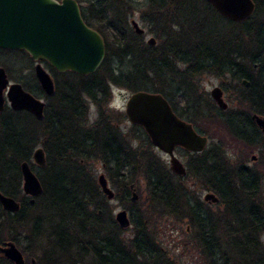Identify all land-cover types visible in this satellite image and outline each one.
I'll return each mask as SVG.
<instances>
[{
  "label": "trees",
  "instance_id": "obj_1",
  "mask_svg": "<svg viewBox=\"0 0 264 264\" xmlns=\"http://www.w3.org/2000/svg\"><path fill=\"white\" fill-rule=\"evenodd\" d=\"M87 1L86 5L79 6L81 18L88 26L101 33L105 50L109 49V41H111L114 45L115 58L120 64L112 67L113 59L106 53L98 69L88 75L71 71L60 74L51 67L50 71L54 76L64 77L60 81L59 78H54L55 92L59 91L58 88L64 87L61 95H69L70 100L74 101L77 90L86 89L89 96H93L94 92L98 91L101 98L99 100H102L109 94V82H111L133 92L144 90L160 93L169 102L174 113L190 122L200 134L206 135L204 128L197 127V122L202 119L206 122L219 123L247 143L248 141L259 142L258 148L262 154L259 161L261 166L264 165V137L258 135L246 138L239 124L241 118H247L248 123L252 124L249 114L245 113L249 112L246 111L248 108L264 116V0H254L253 14L242 22H233L221 16L203 0H163L162 3L150 0L149 3L153 7L150 12L152 22L161 24L155 30L157 37L162 40L160 52L157 54L154 53L155 47L147 45L141 37L135 36L128 26L127 3L110 0L111 2L106 3V10H100L96 0ZM200 4L204 7H200ZM209 15H212L215 20L217 18L223 20L225 25L220 27L217 22H210ZM175 23L179 25L176 34L186 46H181L180 42L169 44L166 55L186 57L187 59L183 61L190 64L186 72L190 77L203 72H213L219 77L229 73L231 78L240 81L239 83L247 80L248 86L240 90L237 98L239 100L237 104H248L243 107L244 112H238V108L234 111H220L209 99L205 100L206 105L214 111L208 114L201 113L198 117L196 113L201 109H198L194 97L189 93L190 88L186 86L187 84L182 87L178 83L171 89L170 86L166 87L164 84L160 86L156 82V76H161L163 79V66H166L167 71L172 74L170 71L173 68L165 59L162 44L163 37L169 34L170 29L176 27ZM0 51L5 50L0 49ZM175 62H178L177 58ZM253 70L258 71V73L256 71L258 76H254ZM6 71L9 72V69ZM33 78L39 89L35 76ZM170 83L172 84L173 81ZM23 87L33 95H37L29 86L23 84ZM70 104L66 103L65 107L57 108L61 118L68 117L69 114L66 113ZM64 109L66 110L63 112ZM0 118V191L15 200H18V195H22L21 198L24 199L25 195L19 184L21 177L19 166L23 162H28L31 169L33 167L30 164L35 144V132L30 125L33 118L27 112L13 111L8 107L2 112ZM147 142L150 144L148 140ZM186 166L187 178L189 176L192 180L204 182L205 189L218 197L219 201L216 204L223 206V210L217 215L209 209H202V201H196L194 206H189L188 216L196 228L200 241L199 257L196 263L264 264V202L259 196L257 169L241 163L235 167L231 176L225 167L224 159L210 150L199 155H192ZM58 174L60 173L52 176L50 183H46L40 177L43 193L37 197V201L46 197V202H50V210H54L53 214L56 218L53 225V234L56 236L55 244L52 246L54 250L64 253L70 247L76 248L80 260L85 255L90 256L95 264H161V252L142 223L135 227L138 231L137 236L129 244L123 241L117 242L113 238H103L102 241V238L98 236L99 232L95 233L94 237L91 233L85 234L86 225L95 227L98 221L97 214L94 212L87 214L85 211L88 204V195H85L87 190L77 185L73 177L70 179L74 173H67L69 179L66 180ZM160 176L156 174L153 181L163 182L162 201L172 207L173 204L170 201L180 196V185L170 170L163 173V179ZM189 203L188 201L187 205ZM26 205L22 203L15 213L4 211L0 206V230L2 227L4 229L7 226L13 227V223L23 227ZM94 205L98 208V205ZM36 224L39 225V222L37 221ZM37 225L33 226V236L38 233ZM77 233L80 234L81 241L84 239L82 233L91 236L89 245L85 241L82 244L70 243ZM8 237L10 240H15L13 235ZM3 239L0 238V242ZM143 247L147 249L142 250ZM147 255L152 258L141 263L140 258ZM48 262L64 264L59 259H51ZM76 263L82 264L81 261ZM0 264L13 263L0 256ZM67 264H73V261H67ZM163 264L176 263L163 254Z\"/></svg>",
  "mask_w": 264,
  "mask_h": 264
},
{
  "label": "rangeland",
  "instance_id": "obj_2",
  "mask_svg": "<svg viewBox=\"0 0 264 264\" xmlns=\"http://www.w3.org/2000/svg\"><path fill=\"white\" fill-rule=\"evenodd\" d=\"M82 5L85 4V2H82ZM94 1V0H92ZM146 0H136L133 10L129 14L130 16L127 17L128 22H130L129 18L135 19V21L138 22L139 26L145 29V35H144V41H146L149 37H154L156 39V43L154 46L156 50L154 53L160 52V45H161V39L157 37L156 31L158 27H160L161 24H153L151 21V4L148 2L145 3ZM128 3V2H127ZM200 7H204L203 4H200ZM211 19L210 22L215 21L217 24L221 27L225 25V22L219 18L216 20L212 17V15H209ZM151 21V23H150ZM148 22L151 29L148 28V25H146ZM176 27L172 30L170 29L169 34L165 35L163 37V52L165 55V59L167 62L171 65L173 68L172 74L167 71V69L163 66V79L161 76H156L157 80L156 82L159 83V85L166 86L172 89L177 85L178 83L180 86H188L190 89L188 90L192 97H194L195 102L197 103L198 109L201 111L197 112L196 115L202 114H208L210 111H214V109L210 108L209 105H206L205 100L211 99L210 97V91L214 87H220L223 90L224 100L227 102L230 110H235L238 108V112L243 110L244 106H247V103H243L242 105L237 104L239 100L237 99L240 90L244 88V85L242 83H239L240 81H235L231 78V75L229 73H226L225 76L219 77L213 72H203L197 75H194L190 77L187 75V68L190 64L185 63L184 61H178L175 62L174 57H169L167 54L168 52V46L169 44H177L180 42L181 46L185 47V44H182V39H180L178 33L179 25L177 23ZM171 26V24H170ZM151 34V35H150ZM109 49L106 50L105 54L113 59L112 61V67L119 66L120 62L118 61L114 51V45L109 41ZM113 45V46H111ZM22 50H5L0 51V66L3 67L5 70L9 69V72L6 71L7 77L11 82H17L20 83L22 86L23 84L29 86L32 90H34L35 97L40 98L42 94L39 93V90L37 89V85L35 82L34 77V64L35 62H32V60L29 58V56L21 52ZM187 59V58H186ZM42 66L49 74L53 76V78H59V81L62 80L64 77L53 75L52 71H49V68L42 63ZM257 70H253L254 76H258L256 73ZM189 76V77H188ZM173 81V85L170 83ZM59 91H57V95H61V91L64 90V87L58 88ZM133 93L132 90L125 88L121 85H116L114 83L109 82V94L106 95V97L102 100H98L95 98H91L87 101V107L86 109H89L88 117L91 119L95 118V116L98 118H112L115 122L119 123V126L122 131L128 130L132 133V137H134L135 141V148H136V156H135V162L133 163V167L130 165V172L126 173L127 177L130 176L131 178L125 181V187L127 188L129 183H133L135 185V188L139 192V199L137 201V211L140 210V212L137 214V216L134 217L136 224H144L145 220H147V228L149 230V235L154 241L158 242V245H161L163 248V254L166 255V257L170 258L173 263L176 264H197L196 261L199 257V246L200 241L198 238V233L196 231L195 226L190 221L191 219L188 216L189 212V206H194L196 201H202V209H209L210 212L213 214H219L223 209V206L217 205L216 203H207L203 201L204 193L206 192V184L203 182L192 180V177H185L180 182L181 177H177L176 180L178 184L180 185V196L174 200H171L170 202L173 204L172 207L170 206H163L162 203H158L156 199H152L150 195V191L148 189V176L151 174V172H147V166L148 164L153 165L151 162L148 163L147 159L150 157V155L146 154V150H150L153 155L161 162H163V166L167 167L169 166V159L168 156L164 153L159 152L154 147H150L149 143L147 142V139L143 136V132L139 128H133L132 124L128 121L126 115H125V104L127 101V98ZM99 96V95H98ZM208 96V97H207ZM89 97V96H88ZM46 101V99H45ZM213 105L215 104L214 101ZM71 102V107L73 106V101L69 100ZM238 105L240 107H238ZM200 106V107H199ZM216 106V105H215ZM217 107V106H216ZM63 109V108H62ZM66 109L63 110V112ZM56 111V109H55ZM245 113L254 112V110L251 108H248ZM70 112V109L68 110V113ZM71 117L72 111L69 114ZM68 115V116H69ZM84 116H80V118L83 120ZM87 117V116H86ZM199 117V116H198ZM64 116L61 118L63 119ZM208 119L210 120V117L208 116ZM89 120V121H90ZM34 121H30V125H32V128L36 134L35 125L33 124ZM89 123V122H88ZM87 123V124H88ZM90 125V124H89ZM63 127V126H62ZM198 128H204L206 131V135L208 138V144L206 147V151L209 150L211 152H214L216 155H218L221 159H224L225 167H227V171L230 173L231 176H233V172L236 166L239 164H245V166L256 168L259 172V196L263 199L264 202V165L261 166L260 155L261 152H259V148L255 147V145H250L249 143L245 142L244 140H241L237 138L235 135H233L230 130H226L225 127L220 125L216 122H206L200 121L197 122ZM44 130V129H43ZM39 130V135H35V146L38 144L43 145V147L47 150L50 149V153H48V167L49 172L46 173V170L43 172H40L41 180L43 178V181L46 183H50L51 176L60 173L61 177L64 178V180L69 179L66 175L67 173H74L71 175L70 179L73 177L76 180L77 185L81 186V188L86 187L89 188L93 185V183H97V177L100 175L101 172V157L97 154V152H94L93 155H87L84 157H74L72 160L61 158L60 156H57L56 154H53V151H51V143L53 142V137H51V140L49 139V133L46 131ZM64 130V128H62ZM61 130V131H62ZM203 132V131H202ZM204 135V134H202ZM45 138V139H44ZM44 139V140H43ZM212 144V145H211ZM254 147V148H253ZM33 151V150H32ZM174 154L180 159V161L186 165L188 160L191 157L188 156L187 153L181 152L180 150H175ZM252 155H254V159H252ZM62 162H61V160ZM81 160V161H80ZM30 164L33 165V170L36 173L37 170L35 168V164L32 161V158L30 160ZM72 164H75L72 166ZM158 175H161V173L155 172ZM44 176V177H43ZM70 182V180H69ZM19 184L21 185V177L19 179ZM87 185V186H86ZM49 186V184H48ZM121 190H119L120 192ZM86 193V192H85ZM41 195V194H40ZM22 195H18V200H16L20 205H26L28 203L27 199L21 198ZM190 202L187 205V202ZM43 202V205L41 206ZM120 199H113L110 202L108 201V204L110 208L113 210V216L117 211L120 210L118 207ZM50 202H46V197H43V199H40L37 201V198L34 199V202L32 204H27L25 209V224L23 227L19 226L16 223H13V227H5V229L2 227V230H0V238H4L2 241H13L17 247L19 248L25 258V262L28 264H32L31 261L33 260V264H49V260L51 259H59L62 263L67 264L68 262H72L73 264L76 262L81 261L82 264H95L94 260L90 256H84L82 260L79 259V256L76 252V248L70 247L67 252L59 253L57 250H54L52 248L53 244H55L56 236L53 234V225L55 224V216H54V210L51 211L50 208ZM98 208L93 209V212L97 214ZM92 212V213H93ZM105 213H109L108 210ZM102 218L104 219V226H103V234L104 236L108 237L109 235L113 236L112 238L118 241H123L126 244H129L131 240L135 236V229L131 225L130 227L122 228L120 226H112L109 219V214H102ZM1 218V217H0ZM39 222V225L36 224V222ZM38 228V233L33 236V226ZM52 226V227H51ZM94 228V230H92ZM55 229V228H54ZM84 233L93 236L95 233H98L95 227L90 226L89 224L86 225L84 228ZM82 233V236L84 239L81 241L79 239L80 234L77 233L75 237H73L70 241V243L76 244L79 242V244H82L83 241H85L89 245L90 237L89 235H85ZM13 235L15 237V240H10L8 236ZM98 236L101 238H104L103 235L98 233ZM77 237V238H76ZM94 237V236H93ZM116 237V238H114ZM96 240V239H95ZM89 247V246H88ZM59 249V248H56ZM70 257V258H69ZM147 258H140V262H145ZM77 264V263H76Z\"/></svg>",
  "mask_w": 264,
  "mask_h": 264
},
{
  "label": "water",
  "instance_id": "obj_3",
  "mask_svg": "<svg viewBox=\"0 0 264 264\" xmlns=\"http://www.w3.org/2000/svg\"><path fill=\"white\" fill-rule=\"evenodd\" d=\"M204 1L233 22L249 18L255 8L253 0ZM78 6L76 0H0V48L26 52L35 62L34 75L47 95L53 93V82L41 61H46L58 72L72 71L88 75L98 69L105 57L103 37L84 22ZM131 23L136 33L141 34L143 30L138 24L134 20ZM149 44H154L153 38ZM241 83L244 87L248 85L247 80ZM221 93V88L216 86L209 95L219 109L225 110L227 103ZM6 103L15 111L26 110L37 119L43 117V101L21 84L10 82L5 69L0 67V113ZM124 109L128 120L141 126L151 143L169 155L170 170L178 176H185L186 169L174 155V149L180 147L201 153L207 145V137L197 133L191 123L177 117L160 93L136 91L127 98ZM252 119L264 134V117L254 114ZM43 154L41 148H36L31 155L39 166L45 164ZM19 167L23 193L31 197L29 203L32 204L34 197L42 193V186L27 162ZM98 183L103 194L111 199L114 193L107 186L104 175H99ZM203 199L210 203L219 201L213 192L206 193ZM0 204L3 210L10 213L20 208L13 197L1 192ZM116 219L120 227L129 225L125 211H119ZM18 249L13 241L5 240L0 244V256L13 264H25L24 256Z\"/></svg>",
  "mask_w": 264,
  "mask_h": 264
},
{
  "label": "flooded vegetation",
  "instance_id": "obj_4",
  "mask_svg": "<svg viewBox=\"0 0 264 264\" xmlns=\"http://www.w3.org/2000/svg\"><path fill=\"white\" fill-rule=\"evenodd\" d=\"M76 1H77L79 6L82 5L81 0H76ZM96 1L98 3V9L106 10V7H107L106 3H107V1H110V0H96ZM114 1H116V2H123L124 1V3L128 2L127 4H128V13L129 14L133 10L134 6H136L135 4H138V3H135L136 0H114ZM148 1L150 2V0H146L145 3L148 2ZM82 2H85L84 5H86L88 1L87 0H83ZM155 2L162 3L163 0H155ZM253 2H254V0H253ZM129 16L130 15H128V17ZM129 19H130V22H129L128 26H130V28H131L132 32L135 34V36H139V37H141V40H143L144 39V35H145V29L140 27L138 22L135 21V19H133V18H129ZM132 20H134L138 24V26L143 30L141 32V34L140 33H136V31H135V29H134V27L132 26V23H131ZM151 21H152V19H151ZM151 21H150V23H151ZM146 23H147L146 25H148V28L151 29L149 23L148 22H146ZM152 38L154 39V44H155L156 43V39L154 37H152V35L146 41H144V40L143 41L147 45H150L149 44V40L152 39ZM154 44H152L150 46H154ZM169 57L170 58L171 57L177 58L178 61H180L181 59H182V61L184 59H186V57H184L183 55L181 57L180 56H174V55H171ZM42 63L44 65H46L49 68V71H50V68L52 66L49 65L45 61H41V64ZM55 71L57 73L60 72V71L58 72L57 70H55ZM65 72H60V74H64ZM50 76H51V79H52L51 82H53V91H52L53 93L51 95H47L43 91V89L41 88L38 80L36 79L37 83H38V85L40 87L38 89L39 93L42 94L40 96V98H38V99L43 101L44 107H43V112H42L43 113V117L41 119H37L36 117H34L31 114V116L33 118V121H34L33 124L36 127L35 128V130H36V134L35 135L36 136L39 135V130L41 131V129L42 130L44 129L43 131L48 132L49 136H50L49 139L51 140V137H53V142L51 143V145L53 144V146L51 147V151H53V154H56L57 156H60L61 158H63V160L66 159V158L69 159V160H72L74 157H77V156H80V157L83 156L84 157V155L85 156L90 155V154L93 155L94 152H97V154L101 157V162H100L101 163V172H100V175L101 174L104 175V177L106 179L107 186L113 191L114 195H113V197L111 199H109L105 194H103L104 192L102 191V188H101V186L98 183V177H99V175H98L97 183H93V185L90 186L89 188L84 187V189L87 190L85 195L86 194L88 195V200H87L88 204L86 205L85 211H86L87 214L88 213L92 214L93 209L96 208V206L94 204L98 205V211H97V215H96L97 218H98V221H97L96 229L98 230L99 234H101L103 236H104V234H103L104 219L102 218V216H103L102 214H106V215L109 214V216L111 218V219H109L111 225L119 226V224L117 222V219H116V215H117V213H119V211H125L126 217H127L128 221H129V225L127 226V228L132 225L134 227V229H135V233H134L135 236L130 242V243H132L135 240L136 236H137L136 233H138V231L135 228L137 226V224L135 223L134 217L137 216V214L140 212V210L137 211V208H136L137 201L139 199V192L135 188V185L133 183H129L127 188L125 187L124 183H125V181H127L128 179L131 178L130 176L127 177L126 173L130 172V169H131L130 165H131V167H133L132 165L135 162L136 148H135L134 137H132V133L130 131H128V130L122 131L120 126H119V123L115 122L112 118L103 119V118H100L99 116H98V118L95 116V118L90 120V118L88 117L89 109H86V107H87V101L86 100L89 101L90 97L92 99L93 98H95V99L100 98V96H98L99 95L98 91L94 92L93 96H89L87 94V92H86V89L77 90L78 93L74 97L73 106L71 107V104L69 106L70 112L72 111V115L73 116L71 117L69 115L68 117H64L63 119H61V117H60L61 115L58 113L57 108L62 107V106L65 107L66 103H71V102H69L71 97L69 95H66V94L58 96L57 95L58 92H55L56 91L55 79L53 78V76L51 74H50ZM222 93H223V90H222ZM222 97L224 99V95L223 94H222ZM45 99H46V101H45ZM216 106L218 108V105H216ZM7 107L10 108L9 105L5 104L3 110L0 113V117H1L2 112ZM55 109H56V111H55ZM219 110L226 112V111H228L230 109H229V106L227 104V108L225 110H221V109H219ZM13 111H15V110H13ZM20 111H24V112L29 113L26 110H20ZM70 112L68 113V111H67L66 114L68 115V114H70ZM241 114L244 115V113H241ZM248 114L250 116L249 120L252 122L253 125L248 123V119L247 118H241L239 120L240 121L239 124L241 125L240 130L242 131L243 135H245L246 138L247 137H256L258 135H261V136L264 137V134H262L260 128L255 124L254 120L252 119V116L254 114H257V115H259L261 117H264V116L260 115V113L258 114L255 111L254 112H250ZM84 115H86L87 117L85 116L84 119L82 120L80 118V116L82 117ZM177 117H178V115H177ZM179 118H181V117H179ZM181 119L187 121L184 118H181ZM131 124H132L133 128H139L143 132L142 134L145 137V139H147L150 142V144H149L150 147H154L159 152L166 154L168 156V159L170 158L167 153L157 149V147H155L151 143L150 139H148L149 137L147 136V134L145 133V131L143 130V128L141 126L133 124V123H131ZM62 128H64V130H62ZM207 140H208V138H207ZM248 143L250 145L257 144L255 147H258L259 144H260L259 142L257 143L256 141L253 142V143H252V141H251V143L248 141ZM207 144H208V141H207ZM36 148H41L43 150V153H44L43 155H44V158H45V164H43V166H39L38 164H36L33 161V158H32V161L35 164L34 166H35V168L37 170L36 173L34 172L36 174L35 176H37V178L40 181V184L42 186V182L40 180V175L39 174H40V172H42V171L44 172L45 170H46V173L49 172L48 171L49 168H47L48 167L47 161H48V156L49 155H47V154L50 153V149L49 150L45 149L43 147V145H41V144H38L37 146H35L33 151ZM175 150H180L181 152L187 153L188 156L189 155L192 156V155H199V154L203 153L204 151H206V147L201 153L189 152V151H186L185 149L180 148V147L175 148L174 151ZM174 151H173V153H174ZM146 154L150 155V157L147 159V162L148 163L151 162L153 164V165L148 164V166H147V172H151V174L148 176V184H147L148 185V189L150 191L151 198L152 199H156V201H158V203H162L163 202V206L166 207L167 205H166L165 201H162L163 200V191H162L163 190V182H155L153 180H154V178L156 176L155 172L161 173L160 178L163 179V173L165 174L167 172V170H170V159H169V166L167 168V167L163 166V162H161V160L157 159L155 157V155H153L151 153L150 150H146ZM253 156L254 155L251 156L252 159H253ZM119 164H122V166L121 165L119 166ZM183 166L185 167L184 169L187 168L186 165L183 164ZM170 172L176 178L178 177V175L174 174L171 170H170ZM179 177H181L180 178L181 179L180 182L182 183L183 179L185 177H187V169H186V175L185 176H179ZM20 188L22 190V176H21ZM119 190H121V191L119 192ZM22 192H23V190H22ZM209 192H211V191L206 190L204 195L206 193H209ZM42 193H43V186H42ZM30 198L31 197L27 196V195H25V197H24V199H27L28 203L30 201ZM203 198H204V196H203ZM113 199H117V200L120 199L119 203H121L118 206L120 208V210L117 211L114 216L112 214L113 210L110 208V206L108 204V201L110 202ZM203 201L210 204V202L205 201L204 199H203ZM19 205H20V203H19ZM107 210H108L109 213H105ZM146 222H147V220H145V222H144L145 228H147V223ZM122 228H125V227H122ZM146 231L148 233H150L148 229H146ZM112 237L113 236H111V235H109L108 237L104 236V238H107V239L108 238H112ZM114 238H116V237H114ZM101 240L103 241V238ZM4 242L5 241H2V242H0V244H2ZM153 243L157 244V247H158V249L161 252V256H160L161 260L160 261H161V264H163V253H162L163 252V248H162L161 245H158L157 241H154ZM134 248H133V250L135 251ZM141 249L142 250H146L147 247H143ZM145 258H147L149 260V259L152 258V256H148L147 255V256H145Z\"/></svg>",
  "mask_w": 264,
  "mask_h": 264
}]
</instances>
